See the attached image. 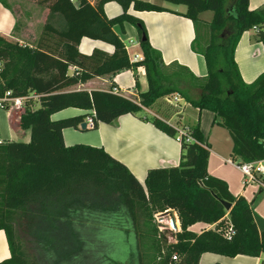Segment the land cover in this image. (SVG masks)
<instances>
[{"label":"trees","instance_id":"trees-1","mask_svg":"<svg viewBox=\"0 0 264 264\" xmlns=\"http://www.w3.org/2000/svg\"><path fill=\"white\" fill-rule=\"evenodd\" d=\"M159 1L186 6L182 16L195 25L193 51L205 59L206 78L179 65L167 67L152 48L144 23L129 14L131 6L138 12L168 11L150 2L99 0L92 5L89 0H37L49 13L35 45L0 36V99L7 93L10 98H28L21 128L31 131L30 143L0 137V230L11 252L0 264H200L206 253L231 258L264 254V231L257 228L251 204L208 172L210 145L200 123L171 126L147 113L159 100L179 94L199 111L214 113V125L229 131L231 159L264 160V73L247 85L235 61L244 33L256 30L255 40L264 42V8L251 10L250 0ZM109 2H117L123 13L108 18L104 6ZM0 3L11 8L7 0ZM207 12L213 14L209 22L202 19ZM126 23L138 31L142 62H130L114 31ZM202 27L206 39L200 35ZM84 38L109 44L114 53L96 49L84 55L79 51ZM138 67L145 69L148 81V90L138 98L113 91L65 92L124 70L134 71L137 80ZM3 105L8 111V103ZM70 108L95 113L89 130L132 115L175 139L179 129L189 128L195 141L181 143L179 166L149 170L142 185L103 148L66 146L64 130H79L91 115L52 119ZM224 202L231 204L229 211ZM170 210L181 223L173 244L155 221L157 214ZM198 223L216 229L198 235L190 231ZM229 224L236 231L231 241L224 236Z\"/></svg>","mask_w":264,"mask_h":264},{"label":"crops","instance_id":"crops-1","mask_svg":"<svg viewBox=\"0 0 264 264\" xmlns=\"http://www.w3.org/2000/svg\"><path fill=\"white\" fill-rule=\"evenodd\" d=\"M96 5L99 0H89ZM160 5L167 9L166 12H138L131 6L129 14L142 21L148 33V41L152 48L158 51L167 67L179 65L188 69L197 78H206L208 70L205 59L202 55L193 51V44L196 40V28L194 23L182 16L187 11L184 5H173L163 3L159 0H140ZM264 8V0H250V9L258 10ZM108 18H115L123 13L122 7L117 2H109L104 6ZM41 10L32 11L27 14L26 25L20 27L17 13L12 8H6L0 3V36L10 41L19 42L21 45H35L46 23L48 12ZM209 13V12H207ZM205 13V14H207ZM202 15V18L204 15ZM213 17V14H212ZM114 31L124 42L129 58L131 50L140 49L134 54L142 55L140 38L137 29L126 23L124 27L115 26ZM256 30L243 34L235 51V61L240 70L242 80L245 84H253L264 73V42L255 40ZM126 38V39H125ZM136 39V44L133 40ZM99 49L108 54L114 53V48L101 41H94L84 38L79 46V51L84 55H91L94 50ZM74 69H70L72 75ZM137 80L134 71L124 70L115 76L94 78L87 83L74 85L65 92L75 91H105L113 90L112 84L122 92H133L138 97L139 93L148 90V81L143 67L136 70ZM138 83V86H137ZM35 106L39 104L34 100ZM24 107L12 108L8 111L0 108V137L2 141H13L30 143L31 131L21 128V117L24 114ZM92 112L70 108L53 115V120H61ZM148 115H155L168 122L171 126L194 127L200 123L201 132L205 141L210 145V157L208 160V172L225 181L230 192L234 196H243L253 210L254 220L259 232L264 231V197L262 195L252 200V194L242 188L239 182L238 172L227 163L231 159L233 148L232 139L227 129L220 125H214V113L204 110L199 111L188 103L183 104V111L180 114L167 103L165 98L159 100ZM152 117V116H151ZM66 146L85 144L92 147L103 148L109 155L123 163L129 171L145 185L147 173L151 169L171 168L179 166L181 162L182 146L172 137H169L158 130L152 123L141 120L132 115L120 117L111 124H100L98 129L83 131L81 128L66 129L63 132ZM254 191V189H253ZM254 206H257L255 209ZM177 227L181 230V223L178 214ZM210 227L198 223L190 228L195 234H201ZM11 256L8 240L4 231L0 230V263ZM200 264H264V254L260 257L239 255L237 257H225L211 253L203 254Z\"/></svg>","mask_w":264,"mask_h":264},{"label":"built area","instance_id":"built-area-1","mask_svg":"<svg viewBox=\"0 0 264 264\" xmlns=\"http://www.w3.org/2000/svg\"><path fill=\"white\" fill-rule=\"evenodd\" d=\"M130 62L132 64L135 63H139L142 62L144 57L142 55L139 54H132L130 56ZM113 93L117 94V95H123L125 97H133V98H138L135 97L136 95L133 92H122L120 90H118L117 88H114ZM10 93H7L5 98L0 99V108L3 109L4 107V102L8 103V110L12 109V108H21V107H25L26 101H27V97H19V98H10ZM34 99H37V97L35 96ZM138 100V99H137ZM165 100L167 101V103L175 110L176 115L180 114L183 111V104L185 103L184 99L179 95V94H174L171 96H168L165 98ZM93 115H95V113L92 111V114L86 119V124L88 126V128H91L94 124L93 122ZM152 117H157L155 115H151ZM180 144L182 142L185 143H191L194 142V138L191 136V132L189 128L186 129H179V136L176 139ZM227 163L231 166H233L235 169H237L243 176L244 180H243V186L246 188L248 186H259L261 188V191H264V160L262 161H256V162H250V163H246L243 162L242 160H234V159H229L227 160ZM167 216V225L168 228L167 230H169V232L174 233L172 234L169 238V243H177V239L176 237H174L175 234H177L178 232H180L181 230L178 229V227H175L172 221V217L170 215L169 212L166 213H160L157 214L156 216ZM210 229L215 230L216 226L212 225L209 226ZM161 232H163V230L160 228ZM236 231L233 227L232 224H229L228 228L225 230L224 236L228 241H231L233 239V237L235 236ZM173 261L174 262H178L179 259L177 256H173Z\"/></svg>","mask_w":264,"mask_h":264},{"label":"rangeland","instance_id":"rangeland-1","mask_svg":"<svg viewBox=\"0 0 264 264\" xmlns=\"http://www.w3.org/2000/svg\"><path fill=\"white\" fill-rule=\"evenodd\" d=\"M7 2L10 5V7L17 13L18 20L20 22V27L26 25V20H27V14L28 13H30V12L32 13V11L41 10V12L38 13L40 15L44 11L48 12L47 9L42 8V7L37 5V0H7ZM202 19L204 21H206V22L211 21L212 13L209 12V13L205 14ZM207 34H208L207 31L203 30V27H202V29L200 28V35L202 37L204 36V38L206 39ZM133 41L136 44L138 43V41L136 39H134ZM139 51H140V49L138 48V49H135V50H131V53L134 54L135 52H139ZM0 66H1V64H0ZM35 107L39 108V104H36ZM24 110H25V108H24ZM236 172H238V171L236 170ZM238 174H239V176L237 175V177H239V182H240L242 188H244V186H243L244 178H243V176H242V174L240 172H238ZM244 189L247 191V193L252 194L251 196L254 195L252 200L255 199V195H257L259 193V191L261 190V188L259 186H256V185L248 186V187H246ZM253 189H254V191H253ZM263 197L264 196L262 195V197L259 200H261ZM254 208L256 209L257 206H254ZM166 220H167V216L166 215L165 216H158V217L155 216V221H156L157 225L159 226V228H161L163 230V232L168 233V235L170 237L174 233L171 234V232H169V230H167L168 225H167V221ZM169 241L170 240L168 238V242Z\"/></svg>","mask_w":264,"mask_h":264},{"label":"water","instance_id":"water-1","mask_svg":"<svg viewBox=\"0 0 264 264\" xmlns=\"http://www.w3.org/2000/svg\"><path fill=\"white\" fill-rule=\"evenodd\" d=\"M81 129L83 131H86L88 129L87 124L86 123L82 124L81 125ZM223 205H224V207H225V209L227 211H229L231 209V204H229L227 202H224ZM169 213H170V215L172 217V221H173L174 226L177 227V215H176V212L174 210H170Z\"/></svg>","mask_w":264,"mask_h":264}]
</instances>
